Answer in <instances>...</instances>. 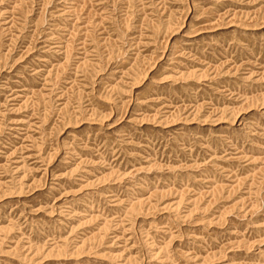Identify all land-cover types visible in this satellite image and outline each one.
Listing matches in <instances>:
<instances>
[{
	"label": "rangeland",
	"instance_id": "1",
	"mask_svg": "<svg viewBox=\"0 0 264 264\" xmlns=\"http://www.w3.org/2000/svg\"><path fill=\"white\" fill-rule=\"evenodd\" d=\"M0 264H264V0H0Z\"/></svg>",
	"mask_w": 264,
	"mask_h": 264
}]
</instances>
